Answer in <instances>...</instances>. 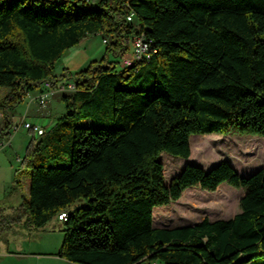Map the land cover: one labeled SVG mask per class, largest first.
Here are the masks:
<instances>
[{"label":"trees","instance_id":"16d2710c","mask_svg":"<svg viewBox=\"0 0 264 264\" xmlns=\"http://www.w3.org/2000/svg\"><path fill=\"white\" fill-rule=\"evenodd\" d=\"M91 2L0 0V139L11 135L8 110L30 91L74 86L60 97L65 111L26 146L30 186L19 203L0 205V238L16 226L44 229L66 210L53 253L78 264L264 258V165L240 174L224 159L206 169L185 162L166 184L158 159L187 157L193 133L264 136V0ZM134 33L151 41L149 58L111 67L108 54L126 51ZM91 34L106 38L102 54L57 74L63 53ZM220 182L244 188L233 216L152 225L154 206Z\"/></svg>","mask_w":264,"mask_h":264},{"label":"rangeland","instance_id":"374dc122","mask_svg":"<svg viewBox=\"0 0 264 264\" xmlns=\"http://www.w3.org/2000/svg\"><path fill=\"white\" fill-rule=\"evenodd\" d=\"M87 1L91 2L92 0ZM95 1L91 3L94 4ZM101 39L102 37L92 34L86 37V40L94 45V47L101 45ZM120 52L123 51H119L118 53ZM117 55L108 54V62L118 61L119 57ZM132 61L133 59L128 63ZM60 68V65L55 66L57 74L60 72ZM117 70L122 69L117 68ZM134 78L135 75L132 74L129 81H133ZM70 82L71 80L66 79L59 80L57 84L58 88L49 98L48 106L44 110H49L53 118H58L65 111L66 104L60 97L63 94H71L73 92L72 89H68V83ZM61 85L65 89H61ZM10 118L15 122L19 121V116L17 115H11ZM82 123L88 124L89 122L88 120H83ZM12 133V141L9 142L10 137L1 139L3 146L0 148V205L5 207L19 203L22 195L27 196L30 185V167L26 164V160L23 161L22 159L27 152L26 146L31 138L27 140V135L21 133V130H12ZM188 141L191 148L190 154L187 157L171 155L165 151L159 152L158 159L163 164L164 183L167 184L172 175L177 173L185 162H193L206 169L219 160L224 159L240 174H248L264 165V136L262 135L251 133H193L189 135ZM16 180L20 181V185L15 187ZM241 190H244V188L241 186L235 187L226 182H220L214 190H205L198 186H187L181 191L177 199L167 204L153 207L152 225L171 227L191 223L203 216L209 218L219 216L221 215L220 210H227V207H235L236 210H239L238 196ZM82 203V199H77L69 208ZM61 227L62 222L55 219L49 220L44 225V230L46 231V238L44 239L45 248H49V250L57 249L62 235ZM41 233L42 231L40 230H33L30 236L31 241L27 240L26 245L31 247L36 246ZM56 243L57 246L55 247ZM24 245L25 243L21 238L17 237L16 248ZM48 261L51 264V261ZM150 264L162 263L154 261ZM244 264H264V258L254 257Z\"/></svg>","mask_w":264,"mask_h":264},{"label":"crops","instance_id":"0c3cea01","mask_svg":"<svg viewBox=\"0 0 264 264\" xmlns=\"http://www.w3.org/2000/svg\"><path fill=\"white\" fill-rule=\"evenodd\" d=\"M95 35L102 37L100 34H95ZM103 49H104L103 43H101V45L98 47H94V45L88 42V40H86L85 38L82 41H80L77 45L68 48L61 56L58 65H60L61 68L65 67L70 71L77 70L83 65H85L89 60L98 58L102 54ZM57 88L53 89V92ZM46 90L47 88L45 87V85L41 84L37 89L30 91L20 105L8 110V115L9 116L17 115L19 116L18 120L22 118V116L36 118L39 121H41L43 124H46L47 128H49L55 122L57 117L53 118V115L51 112H49V110L40 109L35 99L41 92H45ZM12 122L15 121L12 119ZM1 123H2V118L0 115V124ZM21 133L27 135V140H29L32 136L31 131L21 130ZM12 138H13V133L11 132L9 142L12 141ZM243 193L244 190H241L239 196H241ZM226 209L227 210H224L225 212L223 210H220L221 215L215 216L213 218L208 217V219L214 220L218 218H224V219L229 218L238 211L236 210L235 207L234 208L227 207ZM195 221H192L191 223H194ZM191 223H187V224H191ZM34 230H40L42 231V233L38 237L36 246L34 245L32 247L27 246L26 241L27 240L31 241L30 236L33 230L28 231L26 228H23L22 226H16L11 230L7 231L3 235V237L0 238V264H49L48 260L51 261V264H78L76 262L69 261L64 257L54 254L53 252H55L57 249L49 250V248H45L44 239L46 238L45 235L46 231L42 228H36ZM17 237H20L21 240L25 243L24 246L20 248H16L15 245H16ZM56 246L57 243L55 247Z\"/></svg>","mask_w":264,"mask_h":264},{"label":"built area","instance_id":"2783aa9c","mask_svg":"<svg viewBox=\"0 0 264 264\" xmlns=\"http://www.w3.org/2000/svg\"><path fill=\"white\" fill-rule=\"evenodd\" d=\"M127 6V3H125ZM133 13L132 10H129L126 15V20L130 21L132 19ZM141 35L140 33H134L130 36V39L127 44H123L126 46L127 50L117 53V57H119V60L114 62H111V67H117L122 69H127V64L129 61H131L134 58L142 57V53L144 48L147 47L149 42H141ZM102 43L106 44V38H102ZM116 57V56H115ZM47 90L45 92H41L35 99L37 101L38 106L40 109L44 110L48 106L49 98L51 97L53 93V89H51L49 82L43 83ZM61 89H65L63 85L60 86ZM68 89H74L73 82L71 80L70 83H68ZM46 124H43L41 121H39L36 118H27L22 117L19 119L18 122H13L10 130H25V131H31L32 134L35 136L41 135L47 128ZM3 146V141L0 139V148ZM66 218V210H60L58 212V219L64 220Z\"/></svg>","mask_w":264,"mask_h":264},{"label":"bare ground","instance_id":"6f19581e","mask_svg":"<svg viewBox=\"0 0 264 264\" xmlns=\"http://www.w3.org/2000/svg\"><path fill=\"white\" fill-rule=\"evenodd\" d=\"M133 13V12H132ZM141 42H143L142 41V35H141ZM151 42V41H150ZM149 44H151V43H149ZM147 47H148V45H147ZM144 56H145V61L149 58V55H146V52H145V48H144V50H143V53H142V57H138V60L139 61H142V59L144 58ZM127 66H128V64H127ZM119 69H122V68H119Z\"/></svg>","mask_w":264,"mask_h":264}]
</instances>
